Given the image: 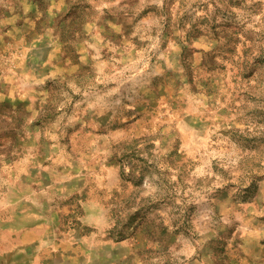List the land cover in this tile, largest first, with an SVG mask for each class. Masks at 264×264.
Segmentation results:
<instances>
[{
	"label": "rangeland",
	"instance_id": "1",
	"mask_svg": "<svg viewBox=\"0 0 264 264\" xmlns=\"http://www.w3.org/2000/svg\"><path fill=\"white\" fill-rule=\"evenodd\" d=\"M0 264H264V0H0Z\"/></svg>",
	"mask_w": 264,
	"mask_h": 264
}]
</instances>
